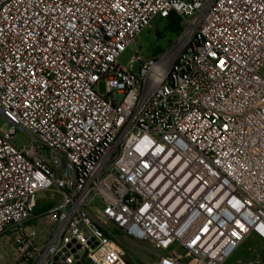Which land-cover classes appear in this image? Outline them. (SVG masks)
<instances>
[{"label": "built area", "instance_id": "built-area-1", "mask_svg": "<svg viewBox=\"0 0 264 264\" xmlns=\"http://www.w3.org/2000/svg\"><path fill=\"white\" fill-rule=\"evenodd\" d=\"M172 13L171 46L123 65ZM263 67L264 0H0L14 264H127L124 237L161 251L145 264H230L264 243ZM40 191L55 202L36 215Z\"/></svg>", "mask_w": 264, "mask_h": 264}, {"label": "rangeland", "instance_id": "rangeland-1", "mask_svg": "<svg viewBox=\"0 0 264 264\" xmlns=\"http://www.w3.org/2000/svg\"><path fill=\"white\" fill-rule=\"evenodd\" d=\"M160 21L161 19L157 18L152 27L148 28L140 35V37L137 39L136 44L131 45L125 50V52L120 56L119 59L123 65L128 66L130 64L131 59L136 55L137 48H139V50L141 51V55L144 58H148L159 54L156 51L157 49L165 50L171 46L168 36L158 38V34H156L157 30L162 29ZM181 24L183 27V22H181ZM175 38H173L172 41H174ZM138 69L139 62L135 63V70L138 71ZM262 73L264 74V67L262 69ZM99 89L101 93H105L106 88L103 81L99 84ZM2 124V121H0V125ZM14 140L17 145L22 146L27 142V137L22 132H19L15 136ZM37 199L40 205H52L55 202V199L52 197L51 191L38 192ZM97 204L98 206L102 207V203L100 201H98ZM36 221L37 219L34 220V222ZM34 227L36 229V237L38 239L47 236L49 227L42 220H40L39 224L35 225ZM123 244L126 247L129 255L136 262L139 261L140 264H145L147 260L153 259L157 254L161 252L149 246L147 242L134 240L128 237H124ZM13 254L14 248L11 239H9L7 235L2 236L0 238V264H14ZM235 257H237V262L240 261V264H264V243L260 242V240L256 237H252L245 243H243V245H241L232 259L234 260ZM233 260H231V264L234 263ZM127 264H133V260H131L130 258ZM234 264H236V262Z\"/></svg>", "mask_w": 264, "mask_h": 264}, {"label": "trees", "instance_id": "trees-1", "mask_svg": "<svg viewBox=\"0 0 264 264\" xmlns=\"http://www.w3.org/2000/svg\"><path fill=\"white\" fill-rule=\"evenodd\" d=\"M160 22H161V25H162V29L156 31V34H158V38H163V37H167L168 36L169 37V42L172 43L173 42L172 39L175 38L181 32V30L183 28L182 24H181V18L179 16H177L175 13H172L167 18L161 19ZM156 51H157V53H160V52L163 51V49H157ZM50 206L51 205L48 204V205H46L43 208H37L35 213L39 214L40 212H42L43 210L49 208ZM252 237L254 238V236H251L250 238H252ZM130 258H131V260H133V264H140L139 261L136 262L128 253L127 254V261H129ZM232 258H231V260H233ZM231 260H230V264H231ZM233 261H234V263L236 262V264H237L238 263L237 262V257H235ZM85 264H88V263H85Z\"/></svg>", "mask_w": 264, "mask_h": 264}, {"label": "crops", "instance_id": "crops-1", "mask_svg": "<svg viewBox=\"0 0 264 264\" xmlns=\"http://www.w3.org/2000/svg\"><path fill=\"white\" fill-rule=\"evenodd\" d=\"M1 237H2V236H1ZM1 237H0V238H1Z\"/></svg>", "mask_w": 264, "mask_h": 264}]
</instances>
